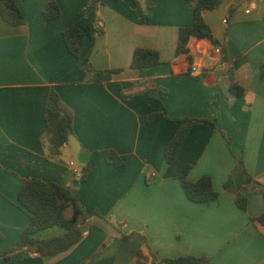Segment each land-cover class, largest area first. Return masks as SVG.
<instances>
[{"label":"crops","instance_id":"0c3cea01","mask_svg":"<svg viewBox=\"0 0 264 264\" xmlns=\"http://www.w3.org/2000/svg\"><path fill=\"white\" fill-rule=\"evenodd\" d=\"M51 1L60 15L46 20L43 10ZM89 1L15 0L25 20L17 27L0 16V264H134L136 253L150 264V252L157 260L194 255L211 264H264V228L253 221L264 213V0H223L205 12L219 45L192 39L188 55L179 57L178 30L193 25V0H162L147 21L137 17L132 0H99L104 33L90 53L86 38L74 57L62 33L91 21ZM136 48L157 50L160 63L131 69ZM86 61L119 73L89 82L80 70ZM227 67L244 89L240 96L230 92ZM52 86L73 113L80 166L93 155L94 166L76 190L88 214L81 240L65 252L40 256L15 250L29 221L18 200L21 182L34 178L71 189L81 171L70 146L51 158L42 142ZM149 89L166 97L170 118L207 120L189 129L175 171L165 163L164 149L179 124L163 116L147 122L163 110ZM109 150L122 166L106 162ZM187 164L191 181L210 176L216 200L187 199L177 177ZM238 198L245 199V210ZM62 233L53 227L38 235ZM131 233L142 237L122 239Z\"/></svg>","mask_w":264,"mask_h":264},{"label":"trees","instance_id":"16d2710c","mask_svg":"<svg viewBox=\"0 0 264 264\" xmlns=\"http://www.w3.org/2000/svg\"><path fill=\"white\" fill-rule=\"evenodd\" d=\"M99 0H90L89 8L92 11V19L88 24L80 29L76 26H70L62 33L63 41L68 52L74 57H79L82 46L89 39V53L92 51L95 39L98 35L104 33V28L96 15V4ZM134 3V12L143 21L150 19L152 12L159 2L162 0H144L141 4L140 0H132ZM223 0H193L194 23L190 27H182L178 30L177 43L175 48V56L188 55L189 43L192 39H205L214 46H218L219 42L212 35L209 27L204 20V13L217 9ZM60 15L59 6L51 1L48 2L43 10V17L46 20H52ZM0 16L11 26L23 25L25 20L17 6L15 0H0ZM87 59V58H86ZM222 62L225 57H222ZM160 63V55L157 50L147 48H136L131 61V69L141 71L150 69ZM80 70L88 76V81L100 84L112 79L113 75L119 73V70H96L89 61H86ZM225 74L230 81V92L233 96H240L244 93V89L237 85L234 78V72L231 67L225 68ZM264 76V71H263ZM149 89V95L156 98L163 107L159 113L147 116V122L151 123L155 118L163 116L169 121L179 124L174 137L167 143L164 149V159L170 171H175L178 167L177 154L189 131L194 126L201 124L205 119H174L167 115L165 109L166 97H157L155 91ZM132 95L123 96L125 99ZM44 118L46 130L42 136V142L47 146L49 157L54 158L61 153L64 145L69 146L68 135L72 132L73 113L61 101L54 87H49L47 97L44 104ZM229 142V139H228ZM94 156V155H93ZM91 156L88 164L80 171V182H83L92 167L94 159ZM107 163L116 167L122 166L123 161L118 154L109 150L105 154ZM191 165L183 166L178 172L185 196L194 203H206L218 198V193L213 189L210 176L203 175L196 181L188 178ZM264 196V191H263ZM18 200L20 205L28 212L29 221L21 230L15 250H22L27 253H37L40 256H53L65 252L76 245L82 238L81 224L88 218V214L83 210L78 201V191L71 192V189L63 184L54 182H44L39 179H24L21 182ZM237 205L245 210V199L238 198ZM71 209V216L67 217L65 213ZM264 228V213L253 218ZM58 227L63 230L60 235L51 238H40L39 233L43 230ZM132 237H142L139 233H131L123 235V240ZM3 235L0 233V241ZM150 264H211V260L207 256H180L175 258H163L157 260L156 256L150 252ZM134 264H147L139 253H136Z\"/></svg>","mask_w":264,"mask_h":264},{"label":"water","instance_id":"95a60500","mask_svg":"<svg viewBox=\"0 0 264 264\" xmlns=\"http://www.w3.org/2000/svg\"><path fill=\"white\" fill-rule=\"evenodd\" d=\"M68 142H69V146L71 150V157H72L73 163L79 168V170H82V167L80 166V162H79V153L81 151V145L78 139L76 138V136L73 134V132L69 133ZM79 182H80V177H77L73 181V186L71 188L72 193H75V191L78 189Z\"/></svg>","mask_w":264,"mask_h":264},{"label":"built area","instance_id":"2783aa9c","mask_svg":"<svg viewBox=\"0 0 264 264\" xmlns=\"http://www.w3.org/2000/svg\"><path fill=\"white\" fill-rule=\"evenodd\" d=\"M216 51H217V52H220V49H219V48H217V49H216Z\"/></svg>","mask_w":264,"mask_h":264},{"label":"rangeland","instance_id":"374dc122","mask_svg":"<svg viewBox=\"0 0 264 264\" xmlns=\"http://www.w3.org/2000/svg\"><path fill=\"white\" fill-rule=\"evenodd\" d=\"M55 228H58V227H55Z\"/></svg>","mask_w":264,"mask_h":264}]
</instances>
